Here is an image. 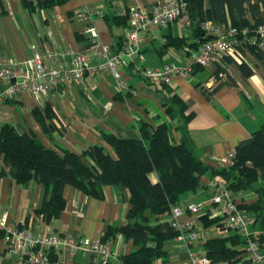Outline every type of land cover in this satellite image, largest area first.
I'll return each mask as SVG.
<instances>
[{
	"label": "crops",
	"instance_id": "0c3cea01",
	"mask_svg": "<svg viewBox=\"0 0 264 264\" xmlns=\"http://www.w3.org/2000/svg\"><path fill=\"white\" fill-rule=\"evenodd\" d=\"M159 1L66 0L50 8L29 11L20 0H0V63L31 57L35 53L51 52L67 58L71 52L85 51L90 40L85 29L90 25L96 27L99 39L111 47L125 35V26L113 24V16L126 14L131 5L150 6ZM83 7L92 12L91 16L77 18L76 13ZM105 15L108 21L104 19ZM191 36V28L181 29L176 23L162 28L155 39L144 35L138 51L128 56L121 66L122 89L118 88L113 75L107 70L58 89L48 100L56 117L46 121L47 132L42 130L31 113L41 100L36 101L28 93H21L16 99L0 105V123H11L22 131L32 132L45 146L58 151V146L81 152L94 144L104 145L101 132L112 133L117 137L138 138L141 119L152 126L163 121L169 122L172 126L171 141L177 143L180 132L173 129L176 120L171 121L164 110L165 95L158 91L156 85L159 84L149 83L142 77L141 71L146 67H160L171 62H188L182 47L169 45V42L172 38L181 37L193 42ZM246 59L253 65V73L245 80L241 79L230 63L227 68L230 78L222 79L227 84L217 88L211 100L206 99L195 86L197 83L206 87L212 85L208 80L211 73L209 68H206L209 70L208 76L197 75L203 68L187 76H174L169 85L187 104V112L193 114L186 128L193 154L212 168L219 165L220 158L233 152L239 140L249 137L252 131L264 123V67L250 55ZM98 61L97 58L92 60L94 63ZM2 166L0 154V168ZM4 169L7 171V168ZM213 177L210 172L203 174L198 188L185 193L180 204L205 202L207 210ZM259 188L264 191V182L258 179L247 190L231 192V196L239 205L250 204L256 200L255 190ZM42 194L41 184L31 181L21 185L6 174L0 178V212L14 222L24 223L35 237L56 234L74 239L100 238L107 227H119L126 218L129 191L121 186H105L104 198L99 200L71 185H65V210L58 218L48 222L33 212ZM202 214L185 213L182 216L198 227V240L189 252L175 247L172 240L166 242L164 246L169 256L166 264H185L189 253L204 249L206 239L219 237L216 224L202 226L198 220ZM249 231L254 237L263 234L259 246L264 253V230H260L253 221ZM243 247V242L234 246L239 251L234 264H259L239 259ZM111 248L119 258L135 249V245L121 237L112 239ZM56 250L57 260H63L65 264H101L99 256L93 252H71L64 248ZM0 264H24L20 257L6 253L2 237ZM157 264L162 263L159 260Z\"/></svg>",
	"mask_w": 264,
	"mask_h": 264
},
{
	"label": "trees",
	"instance_id": "16d2710c",
	"mask_svg": "<svg viewBox=\"0 0 264 264\" xmlns=\"http://www.w3.org/2000/svg\"><path fill=\"white\" fill-rule=\"evenodd\" d=\"M29 11L50 8L63 4L66 0H20ZM190 16L193 42L185 37L172 38L169 45L178 48L187 44L190 48L199 46L210 39L201 29V24L211 21L213 25L229 24L237 29L255 28L264 23V0H184ZM128 12V10H127ZM113 16L112 23L125 26L128 13ZM104 19L108 21L107 16ZM110 22V21H109ZM79 38V35H78ZM123 38L111 46L113 53L122 47ZM89 46V43L87 47ZM250 55L264 67V53L248 46L247 54L241 63H231L241 79L253 73V65L246 59ZM229 61V60H227ZM204 67L194 65L192 72ZM226 77L230 78L227 71ZM226 80H219L210 87L197 83L195 86L208 100L219 87L226 85ZM165 95L163 105L169 119L176 120L175 131L180 132L179 142L171 141L172 126L161 122L152 126L139 120V137H117L112 133L101 132L103 144H94L81 152L64 148L60 151L47 147L32 132L22 131L11 123H0V154L2 164L0 178L8 174L16 183L25 185L35 181L43 186L41 201L33 212L46 222L58 218L65 210L63 197L65 185H71L89 197L99 200L104 198V187L121 186L129 191L128 209L123 224L119 227H107L100 239L120 233L124 240L135 245V249L121 255L117 264H162L168 262L165 243L177 234L164 219L171 208L177 205L187 192L195 191L200 177L206 172L211 176L220 175L231 192L245 191L251 184L264 182V123L252 131L249 137L239 140L234 146L232 164L229 166L206 165L196 157L186 136L187 123L192 112L183 99L168 85H156ZM6 101V102H10ZM35 121L47 132V120L56 117L49 102L42 107L36 106L31 111ZM4 168H7L5 171ZM256 200L240 207L247 210L260 230H264V191L255 190ZM203 227L212 224L218 226L217 218L207 214L198 216ZM0 231V237H2ZM263 234L257 240L260 245ZM243 239L237 234L206 239L203 248L212 262L234 264V249ZM52 261L57 260L55 247L47 248Z\"/></svg>",
	"mask_w": 264,
	"mask_h": 264
},
{
	"label": "built area",
	"instance_id": "2783aa9c",
	"mask_svg": "<svg viewBox=\"0 0 264 264\" xmlns=\"http://www.w3.org/2000/svg\"><path fill=\"white\" fill-rule=\"evenodd\" d=\"M96 13V12H95ZM128 17L125 25V35L121 50L113 53L108 44L103 43L94 25L85 29L89 36V46L82 52H71L64 58L56 53H35L23 59H10L0 63V105L6 101L16 99L21 93H28L38 101L39 107L47 101L58 89L70 86L75 81L83 80L86 76L109 71L122 89L121 66L124 64L123 55L130 56L138 51L144 35L157 38L159 31L169 24L176 23L181 29L191 24L184 0H161L150 6L131 5L128 7ZM92 12L83 7L76 13L77 18L91 16ZM201 29L211 38L203 41L199 46L182 47L188 62L163 64L160 67H146L141 71L144 79L153 84L172 83L177 75H190L193 66L211 69L209 81L214 83L226 77L230 63L239 64L247 54L248 46H252L264 53V23L255 28L237 29L229 24L213 25L211 21L201 24ZM99 59L97 63L92 62ZM229 60V61H227ZM232 65V64H231ZM233 152L220 158L219 165L232 164ZM212 195L208 199V209L205 202H180L173 206L169 215L164 219L178 231L172 239L177 248L187 249L197 242L199 229L193 222L182 218L185 213H203L209 218L218 219L219 237L235 233L243 239L244 247L241 260L251 263L264 264V253L261 252L259 242L249 231L253 223V216L240 207L227 189L225 180L220 175L212 178ZM0 231L7 254L18 256L24 264H65L63 260L52 261L47 248L69 249L71 252L80 250L83 253H95L101 264H117L119 258L111 248L112 237L105 240L83 237L74 239L71 236L48 234L35 237L32 230L24 223L14 222L0 212ZM120 233L114 239H120ZM185 264H227L226 262H212L205 250L189 253Z\"/></svg>",
	"mask_w": 264,
	"mask_h": 264
},
{
	"label": "rangeland",
	"instance_id": "374dc122",
	"mask_svg": "<svg viewBox=\"0 0 264 264\" xmlns=\"http://www.w3.org/2000/svg\"><path fill=\"white\" fill-rule=\"evenodd\" d=\"M187 58H189V57H187ZM208 74H209V70L208 69H203L202 71H199L198 72V74L197 75H199L200 77H204V76H208ZM40 216V215H39ZM213 229V228H212ZM114 236L115 235H113V236H109L108 238H110V237H112V238H114ZM197 238H198V236H197ZM107 239V238H106ZM119 262V261H118Z\"/></svg>",
	"mask_w": 264,
	"mask_h": 264
},
{
	"label": "water",
	"instance_id": "95a60500",
	"mask_svg": "<svg viewBox=\"0 0 264 264\" xmlns=\"http://www.w3.org/2000/svg\"><path fill=\"white\" fill-rule=\"evenodd\" d=\"M135 55V54H134ZM122 59L125 61V60H127L128 59V56H126V55H123L122 56Z\"/></svg>",
	"mask_w": 264,
	"mask_h": 264
}]
</instances>
